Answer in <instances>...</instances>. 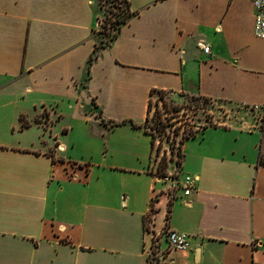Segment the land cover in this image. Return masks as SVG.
I'll use <instances>...</instances> for the list:
<instances>
[{
    "label": "crops",
    "instance_id": "1",
    "mask_svg": "<svg viewBox=\"0 0 264 264\" xmlns=\"http://www.w3.org/2000/svg\"><path fill=\"white\" fill-rule=\"evenodd\" d=\"M128 1L134 14L90 62L99 0H0V264H150L154 242L158 264H264V39L250 0ZM158 90L240 106L183 141L196 187L170 201L151 135L129 123ZM172 229L188 249L169 247Z\"/></svg>",
    "mask_w": 264,
    "mask_h": 264
},
{
    "label": "rangeland",
    "instance_id": "2",
    "mask_svg": "<svg viewBox=\"0 0 264 264\" xmlns=\"http://www.w3.org/2000/svg\"><path fill=\"white\" fill-rule=\"evenodd\" d=\"M99 3L101 13L98 33L102 40H106L107 36L115 31L112 23L118 13L124 10L126 3L124 0H99ZM239 109V105L219 100L192 96L172 97L167 93H154L150 99L149 119L145 123L146 127L152 130L156 136L152 161L153 170L156 174L162 175L158 171L159 169L157 170V166L160 164V158L165 154L168 166L172 165V171H174L173 161L176 158L174 154L178 153V146L184 137L204 125L223 124L234 119L239 113ZM262 113V110H259L258 117H262ZM154 239H156V235H154ZM156 245H158L157 242H154L153 255H151L152 264L157 263Z\"/></svg>",
    "mask_w": 264,
    "mask_h": 264
},
{
    "label": "built area",
    "instance_id": "3",
    "mask_svg": "<svg viewBox=\"0 0 264 264\" xmlns=\"http://www.w3.org/2000/svg\"><path fill=\"white\" fill-rule=\"evenodd\" d=\"M251 6L254 11V28L253 32L256 37L264 39V0H250ZM203 51L210 52V47L207 44L202 45ZM176 155L174 163V171H168L167 174L158 175V180L167 183L165 189L160 194H164L167 200H172L179 191L184 194H189L191 190L196 187V177L191 174H182L180 170V163L178 153ZM188 234L177 230H168L167 238L169 247L176 250H186L189 247Z\"/></svg>",
    "mask_w": 264,
    "mask_h": 264
},
{
    "label": "trees",
    "instance_id": "4",
    "mask_svg": "<svg viewBox=\"0 0 264 264\" xmlns=\"http://www.w3.org/2000/svg\"><path fill=\"white\" fill-rule=\"evenodd\" d=\"M124 1L126 3V6H125L124 10H121L118 13V16L116 17V19L113 22L114 24L112 23V25H114L115 31L110 36H107L106 40L103 39L101 43H98L96 45V47L94 49V54L90 58V62H92L93 59L97 57V53H98V50L100 49V47L108 46L117 37V35H118V33H119L122 25L124 23H126L127 20L134 14V12L130 8L129 1L128 0H124ZM156 92L157 93L158 92L159 93H166V92H164L162 90H158V91H152V95L154 93H156ZM193 97H196V96H193ZM197 97L199 98V96H197ZM200 98H205V97H200ZM205 99H210V98H205ZM149 112H150V103H149V107H148V115L146 117L145 122L142 125H139V124H137V123H135L133 121H129V123H131V125H133L134 127H140V126L143 127L145 129V131L151 135V137H152V149H154L155 148V143H156V140H155L156 136H155V134H154V132L152 130H150L148 127H146V124H145L148 121V119H149ZM126 122L127 121H125V120L122 121V122H115L114 125L124 124ZM159 122H161V121L159 120ZM24 125H25V123H24ZM204 127H206V125H204L203 127H201L199 130L203 129ZM199 130H196V131L192 132L191 134L187 135L180 142V146H178V155L180 157L179 160L177 161L178 163H181V159H182L181 145H182L183 141L186 138H189L191 136H194ZM159 162H160V164H158L157 170L159 169L158 171L161 172L162 175L167 174V172H168L167 171L168 163H167V157L165 156V154L163 155L162 158H160ZM169 205H170V203H169ZM167 218H168V216H167ZM150 264H152L151 258H150ZM156 264H158V260H157V263Z\"/></svg>",
    "mask_w": 264,
    "mask_h": 264
}]
</instances>
